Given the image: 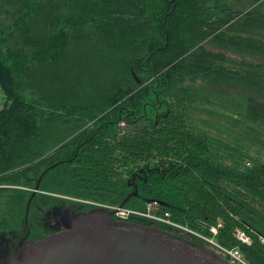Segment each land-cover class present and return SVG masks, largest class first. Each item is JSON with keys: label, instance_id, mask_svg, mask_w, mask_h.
<instances>
[{"label": "trees", "instance_id": "16d2710c", "mask_svg": "<svg viewBox=\"0 0 264 264\" xmlns=\"http://www.w3.org/2000/svg\"><path fill=\"white\" fill-rule=\"evenodd\" d=\"M197 81L232 89L204 93ZM0 92V232L21 234L37 185L109 206L135 185L124 207L150 203L204 237L214 227L219 246L264 264L258 7L0 0Z\"/></svg>", "mask_w": 264, "mask_h": 264}, {"label": "water", "instance_id": "95a60500", "mask_svg": "<svg viewBox=\"0 0 264 264\" xmlns=\"http://www.w3.org/2000/svg\"><path fill=\"white\" fill-rule=\"evenodd\" d=\"M120 203L137 196L136 187ZM36 190V189H35ZM27 203L25 216L29 210ZM60 215L62 230L27 243L24 237L3 264H230L218 255L146 225L116 221L113 212L93 209ZM26 223V222H25Z\"/></svg>", "mask_w": 264, "mask_h": 264}, {"label": "rangeland", "instance_id": "374dc122", "mask_svg": "<svg viewBox=\"0 0 264 264\" xmlns=\"http://www.w3.org/2000/svg\"><path fill=\"white\" fill-rule=\"evenodd\" d=\"M212 2H216L219 4H224L227 6H230L233 10L237 11H247L250 10L254 7H258L261 11L264 12V0H261L257 3L252 2V0H212ZM204 47L208 50L212 51H217L215 48H211L207 43L204 44ZM197 85L202 87V92L204 93H210L213 91L217 90H231L232 87L226 84H212V83H205L200 84L197 81ZM3 99L2 95L0 92V108L2 107ZM122 127V125H120ZM36 189V190H35ZM134 189V188H133ZM29 192H31V199L35 196L37 197L39 201V207L38 210L40 211L39 217L36 218L34 214L30 215V211L28 210L27 216L24 215V229L21 231V234L17 235L15 239V243H19L24 237H27L24 242L30 243V242H35L38 240L43 239L47 235L51 233H47L46 231H43L42 226L44 225V222L39 220L40 218L42 219V212L45 211H55V210H63L65 211L71 204L74 203L75 206H80L82 209L91 211L93 209H103V210H108L110 212H113L111 210L112 208H120L119 206H109L108 204H102L99 202H94V201H87V200H79L73 197L65 196V195H59V194H52V193H47L41 190H38V185L35 186L34 189H29ZM49 198L56 199L57 201L50 200ZM31 199L30 202H31ZM124 207V206H123ZM30 208V205H29ZM127 209L136 211V212H141L144 209L137 208L135 206H128L126 207ZM73 209V208H71ZM112 218L114 219V212ZM115 220V219H114ZM26 222V223H25ZM123 222H132V223H137V224H142L146 225L152 228H156L159 230L166 231L168 234L189 241L192 244L198 245L202 248L207 249L208 251L218 255L219 257L223 258L224 260L228 261V259L224 258L219 250L216 248L218 245L215 240H214V235L210 229L209 231L212 233V237H204L201 234H198L197 232H193L190 230L188 227L182 226L181 224H177L176 222H173L176 226L175 227H164L162 225L158 224H153L150 221L146 219H141V218H132L130 221H123ZM29 223V225H28ZM51 223V222H50ZM54 233V232H53ZM9 234H14L11 231H6V232H0V237L1 236H7ZM42 237V238H40ZM23 242V243H24ZM24 244L23 246H25ZM22 246V247H23ZM20 247V249L22 248ZM19 249V250H20ZM229 262V261H228ZM230 263V262H229ZM231 264V263H230Z\"/></svg>", "mask_w": 264, "mask_h": 264}, {"label": "built area", "instance_id": "2783aa9c", "mask_svg": "<svg viewBox=\"0 0 264 264\" xmlns=\"http://www.w3.org/2000/svg\"><path fill=\"white\" fill-rule=\"evenodd\" d=\"M114 212V219L116 221H130L132 218H141V219H146L150 221L153 224H158V225H163L166 227H175L176 225L172 223L170 220V215L169 213H154L151 207V204L149 203L147 207L141 211V212H136L130 209H127L126 207L122 208H112ZM210 231L213 234H216V228L211 227ZM236 237L239 241L245 244L250 243L249 237H247L243 232L237 231L236 232ZM216 248L219 250L220 254L228 259V261L231 264H248L246 260L243 258L242 254L239 252L238 249L236 248H226L223 246L217 245Z\"/></svg>", "mask_w": 264, "mask_h": 264}, {"label": "flooded vegetation", "instance_id": "af4514ba", "mask_svg": "<svg viewBox=\"0 0 264 264\" xmlns=\"http://www.w3.org/2000/svg\"><path fill=\"white\" fill-rule=\"evenodd\" d=\"M141 175H143L141 171H139L137 176L133 175L132 182H134L135 179H141L140 178ZM72 210L74 213L87 212V210L82 209V207L80 206H75L73 207ZM62 212L63 210L61 211L55 210L52 212H49V211L42 212V219L40 218L39 220L44 222V225L42 226L43 231H46L49 234L55 231L62 230L63 227L61 225V218H60V215ZM14 241H15V238H13V236H11L10 234L7 236L0 237V264H3L4 262H7L8 260H10L12 253L14 252L17 246V243L14 244ZM24 244H26V242H24L22 246Z\"/></svg>", "mask_w": 264, "mask_h": 264}]
</instances>
